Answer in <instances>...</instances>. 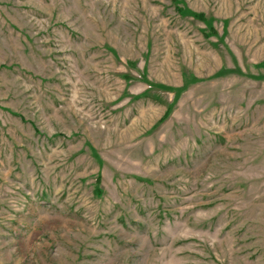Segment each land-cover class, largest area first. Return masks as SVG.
Returning a JSON list of instances; mask_svg holds the SVG:
<instances>
[{
  "label": "rangeland",
  "instance_id": "1",
  "mask_svg": "<svg viewBox=\"0 0 264 264\" xmlns=\"http://www.w3.org/2000/svg\"><path fill=\"white\" fill-rule=\"evenodd\" d=\"M0 264H264V0H0Z\"/></svg>",
  "mask_w": 264,
  "mask_h": 264
}]
</instances>
